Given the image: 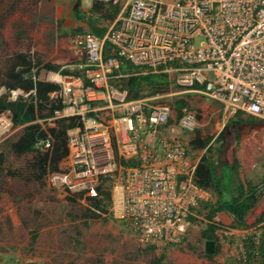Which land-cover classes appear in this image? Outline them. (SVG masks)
<instances>
[{
  "label": "built area",
  "instance_id": "1",
  "mask_svg": "<svg viewBox=\"0 0 264 264\" xmlns=\"http://www.w3.org/2000/svg\"><path fill=\"white\" fill-rule=\"evenodd\" d=\"M95 1L119 9L102 37L89 31L72 36V49L85 58L75 67L82 76L52 73L60 89L50 97L63 108L46 121L77 117L78 123L66 131L67 167L49 173L48 183L96 196L99 179L120 171L111 188V215L141 247L180 245L206 192L194 182L195 166L182 140L141 144L140 134L157 133L171 110L152 105L153 97L131 98L122 80L134 73L120 67L172 74L182 92L217 102L227 117L240 113L264 123V0ZM178 125L194 132L195 112L182 107ZM38 147L49 149L50 140ZM118 158L139 164L122 169ZM236 258L246 263L243 246Z\"/></svg>",
  "mask_w": 264,
  "mask_h": 264
},
{
  "label": "rangeland",
  "instance_id": "2",
  "mask_svg": "<svg viewBox=\"0 0 264 264\" xmlns=\"http://www.w3.org/2000/svg\"><path fill=\"white\" fill-rule=\"evenodd\" d=\"M93 1L81 0L86 17ZM72 4L73 0H0V97L8 101L18 96L27 98L21 89L8 91L4 86L9 69L20 63L19 56L33 66L30 73L34 79L54 85L58 83L48 79L53 72L45 70L44 65L70 69L84 59L72 49L71 38L89 31L88 21L74 16ZM106 11L103 7L96 15L95 25L105 31L113 21L105 18ZM167 79V88L145 96L153 97L152 105L164 103L170 107L165 138H179L189 147L194 137L221 135L218 143L211 144L220 147L215 153L220 164L235 163L243 181L264 177V126L232 130L220 104L198 94L188 96L173 83L172 74ZM177 99L196 114L197 126L192 133L178 125L180 116L174 108ZM10 118L8 111L0 113V151L5 155L0 166V264H237L242 240L247 235L259 236L260 225L253 224L257 217L252 212L248 228L221 234L226 248L223 246L212 259L203 255L205 245L199 238L198 224L189 227L190 236L180 245L141 247L110 210L99 219H85L88 194L51 186L49 173L41 182L33 180L29 167L33 155L15 156L8 148L21 131ZM104 118L98 116L100 120ZM38 123L43 128L52 126L48 121ZM254 146L256 159L251 154ZM189 149L193 162L203 153L202 149ZM66 167L64 159L57 171ZM119 172L112 177V186ZM224 172L228 173L227 167ZM223 182L229 189L231 180L225 177ZM261 202L264 203V196L259 205ZM162 253L165 257L160 260Z\"/></svg>",
  "mask_w": 264,
  "mask_h": 264
},
{
  "label": "trees",
  "instance_id": "3",
  "mask_svg": "<svg viewBox=\"0 0 264 264\" xmlns=\"http://www.w3.org/2000/svg\"><path fill=\"white\" fill-rule=\"evenodd\" d=\"M103 7L107 10L105 18L113 20L117 15L118 6L93 1L89 9L90 15L86 17L81 10V0H73L72 4L74 16L81 20L86 19L88 21L89 32L98 37H102L105 33V29L95 26L98 20L96 15L99 14ZM108 52L109 46L105 45L104 53L107 54ZM18 58L20 59V63L9 69L6 75L8 81L4 83V86L8 91L21 89L27 94V98L18 96L15 100L8 101L5 97H0V113L8 111L11 116L12 125L21 127V131L16 139L8 143L9 150L15 156L33 155V160L29 165L31 178L41 182L48 173L57 171L58 164L66 158V131L78 123V118H57L53 120L52 126L43 128L38 123V120L45 122L47 118L53 116L54 111L63 108V104L59 99L54 100L50 98V94L58 91L60 88L58 85L34 79L30 73V68L33 66L24 56H19ZM17 66H21V68L16 69ZM43 68L60 75L82 76L81 71L75 68H60L52 65H44ZM120 70L124 73H134L122 80V84L128 88L131 98L157 93L167 88L169 84L167 75L164 73L140 74L138 73L140 69L132 68L125 63L120 67ZM147 89L149 90L143 93ZM181 107L182 101H177V117L180 116ZM235 119L245 122H259L248 116L243 118V115L240 113L235 115ZM45 139L50 140V147L47 150H42L38 147V143ZM210 140L211 138L201 140L199 137H194L189 142V147L193 150L205 149L204 154L194 169L195 184L204 190L214 192L216 195L213 202L205 204V218L207 222L205 227L200 231L202 240L214 243V253L212 255L204 254L207 258L217 255L220 249V241L216 232L221 227L213 221V216L217 212L226 211L233 218L232 228L245 227V218L255 208L264 188V181L257 185L247 182L242 183L239 181L237 173H235V177L238 180L233 194H230L231 189L226 188L227 186L223 180L225 177L230 180L232 178L229 173L221 172L220 174H216V162L213 160L212 148L209 146ZM4 158V153L0 151V166L4 162ZM138 164L139 161L137 159L125 160L118 158V165L122 169L134 167ZM111 187L112 177L106 176L99 179L96 187V196L87 197L89 208L84 214L85 219L95 220L109 213L111 207ZM68 199L72 200L70 197ZM191 219L192 217H190V221ZM242 246L247 253L245 264H264V224L259 227V236L247 235L242 240ZM148 248L154 249V246ZM164 257L165 255L162 253L160 260L164 259Z\"/></svg>",
  "mask_w": 264,
  "mask_h": 264
},
{
  "label": "crops",
  "instance_id": "4",
  "mask_svg": "<svg viewBox=\"0 0 264 264\" xmlns=\"http://www.w3.org/2000/svg\"><path fill=\"white\" fill-rule=\"evenodd\" d=\"M85 63V58L79 62H77L75 65L72 66V68H75V67H81L83 64ZM78 70L81 71L82 75H83V69L82 68H79ZM132 73V72H131ZM166 74V73H164ZM188 93V92H186ZM188 96H192V94H187ZM177 101H181L180 99H177L174 103V108L176 110V102ZM183 103V102H182ZM183 107V106H182ZM181 107V108H182ZM181 108H180V111H181ZM177 112V111H176ZM225 115V114H224ZM226 116V115H225ZM227 117V116H226ZM245 116H243L244 118ZM229 120V124H230V127L232 130H234L232 128V125L235 124V123H244L245 121H239V120H236L235 119V116L234 117H227ZM256 123H259V124H255V125H243L240 127L239 130L241 129H247V128H252V127H255V126H264V123L262 122H256ZM166 130H167V126L165 125L164 127L160 128L158 130L157 133H155L154 135H149V134H146V133H141L140 134V138H141V144L144 146V147H148V148H155L157 146V143H158V140L159 139H168V138H165L164 135L168 134L166 133ZM239 130H235V131H239ZM195 131V130H194ZM201 140L203 139H206V138H211L210 142H209V146H211L212 143H218L220 138H221V135H214L212 137H199ZM183 142V141H182ZM184 145L186 146V148L188 149V152H189V155H190V147H188V145L183 142ZM256 147L257 146H254L252 148V157L254 159H256ZM212 155H213V160H215V167H216V174H220L221 172H224V168L227 167L228 168V173L230 174L231 176V183H230V194H233V190H234V187H235V184L237 183V180L239 179V181H241L242 183H251V184H254V185H257L259 183H261L262 181H264V177H257V176H253L252 178H248L246 181H243L240 177H239V174H238V170H237V166L235 163H230V164H220L218 159L216 158L215 156V153L218 152L220 150V147L219 146H216V147H212ZM194 150H198V149H194ZM203 150V153L199 156V158L196 160V161H192L191 162L194 164V166H196V164L198 163V161L200 160L201 156L204 154L205 152V149H202ZM264 152V150H263ZM191 159V158H190ZM255 163H256V160H255ZM255 164L253 165L252 169L254 168ZM218 167L220 168V170L218 169ZM235 173H237L238 175V179L235 177ZM206 192V195H205V199L200 201L198 203V206L193 210V216H192V219H191V225L193 226L194 224H198V228H199V238L201 239V235H200V231L205 227V224L207 222L205 216H206V208H205V204L209 203V202H213L214 199H215V193L210 191V190H205ZM264 196V188L262 190V194L261 196L259 197L258 201H257V204L255 206V208H253L246 216L245 218V224L246 226L243 227V228H232L231 225H232V222H233V218L232 216L227 213L226 211H220V212H217L214 216H213V221L218 223L221 227L220 230H217V236L219 237V241H220V249H219V252L217 253V256L218 254L221 252V249H223V246H225L226 248V243L223 242L222 240V235L223 233L226 232V230L230 231V232H235L237 233L238 231H241L243 229H246L250 226V220L248 219V216L250 213L254 212V214L256 215V221H254L253 224L255 225H262L264 224V203L261 202V204L259 205V202L261 201L262 197ZM190 235L186 234L185 236V239L183 242H185L188 238H189ZM223 238H226V236H224ZM201 241H203V244L205 245V241L201 239ZM206 254L205 253V250L203 252V255ZM216 256V255H215ZM215 256L209 258V259H212L214 258ZM207 258V257H206Z\"/></svg>",
  "mask_w": 264,
  "mask_h": 264
},
{
  "label": "water",
  "instance_id": "5",
  "mask_svg": "<svg viewBox=\"0 0 264 264\" xmlns=\"http://www.w3.org/2000/svg\"><path fill=\"white\" fill-rule=\"evenodd\" d=\"M206 255H212L214 253V243L212 241L205 242Z\"/></svg>",
  "mask_w": 264,
  "mask_h": 264
},
{
  "label": "flooded vegetation",
  "instance_id": "6",
  "mask_svg": "<svg viewBox=\"0 0 264 264\" xmlns=\"http://www.w3.org/2000/svg\"><path fill=\"white\" fill-rule=\"evenodd\" d=\"M255 124H259V123H256V122H244V123H235V124H233L232 125V128L234 129V130H239L240 129V127L241 126H243V125H255Z\"/></svg>",
  "mask_w": 264,
  "mask_h": 264
},
{
  "label": "bare ground",
  "instance_id": "7",
  "mask_svg": "<svg viewBox=\"0 0 264 264\" xmlns=\"http://www.w3.org/2000/svg\"><path fill=\"white\" fill-rule=\"evenodd\" d=\"M48 79L52 81H59V77L56 74H48Z\"/></svg>",
  "mask_w": 264,
  "mask_h": 264
}]
</instances>
